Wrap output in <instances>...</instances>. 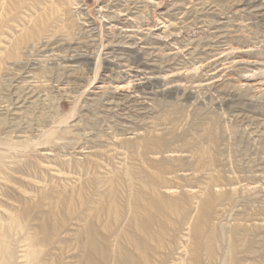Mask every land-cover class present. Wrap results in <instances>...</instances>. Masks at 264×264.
Returning a JSON list of instances; mask_svg holds the SVG:
<instances>
[{"label":"rangeland","instance_id":"374dc122","mask_svg":"<svg viewBox=\"0 0 264 264\" xmlns=\"http://www.w3.org/2000/svg\"><path fill=\"white\" fill-rule=\"evenodd\" d=\"M0 264H264V0H0Z\"/></svg>","mask_w":264,"mask_h":264}]
</instances>
